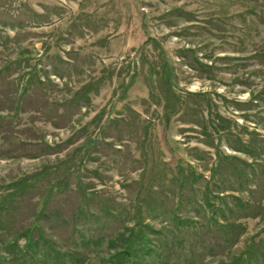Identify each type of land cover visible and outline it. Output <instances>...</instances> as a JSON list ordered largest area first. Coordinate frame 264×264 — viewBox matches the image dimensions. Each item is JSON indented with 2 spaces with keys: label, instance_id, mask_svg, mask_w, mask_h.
<instances>
[{
  "label": "rangeland",
  "instance_id": "374dc122",
  "mask_svg": "<svg viewBox=\"0 0 264 264\" xmlns=\"http://www.w3.org/2000/svg\"><path fill=\"white\" fill-rule=\"evenodd\" d=\"M12 254L264 264V0H0Z\"/></svg>",
  "mask_w": 264,
  "mask_h": 264
},
{
  "label": "trees",
  "instance_id": "16d2710c",
  "mask_svg": "<svg viewBox=\"0 0 264 264\" xmlns=\"http://www.w3.org/2000/svg\"><path fill=\"white\" fill-rule=\"evenodd\" d=\"M133 81L134 80H132L131 81V83L128 85V87H127V89L129 90V89H131L132 87H133ZM126 89V90H127ZM30 239H31V234L28 236ZM14 244H15V242H14V240L13 241H11L10 243H9V245H10V247L11 248H14ZM8 260H9V262L11 263V264H17V260L15 259V256H14V254H12L11 256H9V258H7ZM3 260H0V263L2 262ZM5 261V260H4Z\"/></svg>",
  "mask_w": 264,
  "mask_h": 264
}]
</instances>
